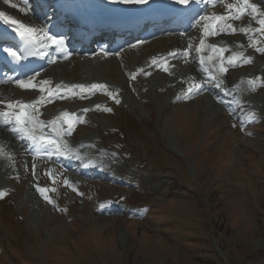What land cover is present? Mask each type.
<instances>
[{
  "label": "rangeland",
  "instance_id": "obj_1",
  "mask_svg": "<svg viewBox=\"0 0 264 264\" xmlns=\"http://www.w3.org/2000/svg\"><path fill=\"white\" fill-rule=\"evenodd\" d=\"M230 45L245 58L241 44ZM123 58L125 68L135 65ZM251 58L232 73L233 80L251 81L242 93L259 104L242 117L236 105L214 106L211 95L176 102L168 77L143 92L129 86L116 62L104 65L99 76L123 85L120 103L106 104L110 114L88 115L75 142L96 137L111 150L113 168L136 188L98 182L80 186L84 197L74 199L62 186L68 173L58 171L51 192L62 207L56 213L31 192L22 148L21 184L8 179L16 168H0V264H13V257L19 264H264V60ZM79 65L77 59L61 68V76L74 70L72 79H84ZM253 83L259 87L250 88ZM93 189L100 199L132 204L141 220L100 217Z\"/></svg>",
  "mask_w": 264,
  "mask_h": 264
},
{
  "label": "snow or ice",
  "instance_id": "obj_2",
  "mask_svg": "<svg viewBox=\"0 0 264 264\" xmlns=\"http://www.w3.org/2000/svg\"><path fill=\"white\" fill-rule=\"evenodd\" d=\"M115 2L118 3H122V4H144L147 3V0H115ZM205 2H207V0H205ZM175 3L180 4V5H189L190 4V0H175ZM227 10H230L231 12H235L237 15H230L228 17L225 16H211L209 17L208 15H204L200 17L201 21H211V23H205L203 28H204V33L205 34H215L216 32H218L219 26L217 22H222L225 19H239L241 15H243L245 12H247L248 10H250V14L253 16V18H255L256 16L261 17L260 19H258L256 22L259 24V28L255 29V31H259L264 33V12H261L258 8V6L256 4L250 3V0H236V3H228L225 5ZM0 19H3L5 22L14 25V31H17L19 35L24 36L25 34H27L29 37H31L33 35V33L35 32V29L29 28L26 25L22 24L19 21H16L14 19H12L11 17L5 15L4 13L0 12ZM199 23V22H197ZM229 27H231V25H229ZM22 29V31H21ZM250 29H240L241 32H246ZM233 31H235V29H233ZM30 42L31 39H30ZM44 48H48L50 46H54L57 48H60L62 50L63 48V41L62 40H58L52 36H47V39L45 41L41 42ZM204 48V40L201 39L200 41V46L197 48V52L202 51ZM213 51H215V46H212ZM4 51L11 57H13L16 60H20L21 56L18 55L15 51L11 50V49H4ZM257 51L264 53V49H260L257 48ZM241 59V57H239L238 55H233L231 57L227 58V62L229 65H235L237 63V61ZM243 62L244 63H250L251 62V58H243ZM153 63H157V61L153 60ZM201 63H203V58H201ZM165 71H167V67L165 66L164 68ZM227 71V68L225 66H223V62L221 64V67L219 68V72L220 73H224ZM135 78V77H133ZM213 79H217L215 76L213 77ZM251 83V81H250ZM18 86L21 89H37L39 90V92L44 93L45 91H48L44 85H49L50 81L48 80H43L39 82V86L33 82V79H28L27 81L25 80H19L17 81ZM216 87H220V81L217 79V83H216ZM57 88H60V85H57ZM73 88H79L81 92H85V91H92V90H96V89H100V90H105L107 91V86L105 84H97V83H93L90 86H85V85H72V86H68V89L71 90ZM202 88V84H193L191 86L188 87L187 89V93L186 95H194L196 94L199 90H201ZM52 93L49 91V97H51ZM107 95L109 96L110 99H113L115 103L119 104L120 101L118 98H116V94L110 91H107ZM7 108L9 109H13L12 112H3L0 113V116H6L9 117L10 119L12 117H14L15 122L18 126H21L22 130L24 132H26L32 140L36 141L39 140L41 141L43 144L45 145H49V146H55V151L57 152H66L67 149V145L64 144H60L57 140L54 139H50V138H45L43 136H37L36 131H35V126H33L31 129L28 127L29 124L32 123L33 119H34V111L33 112H29L28 109L29 108H33L35 110V105H29V104H24V103H20V102H16V103H9L7 104ZM97 108H99V105H97ZM87 111V110H85ZM104 111H111V109L106 108L104 109ZM64 122L67 124V128H68V133L70 134L71 132V128H72V123H71V116L69 115V113L64 112L62 113ZM35 168V166L33 165V169ZM48 174V173H46ZM51 178V177H50ZM54 182V181H53ZM64 185L65 186H71L68 180L64 181ZM37 192L40 193L41 197L43 199H45L46 202H48L49 204H52L53 201L49 198V196L47 195V193L50 191L48 188H44V187H39L37 186L36 188ZM73 191H76L75 188L72 189ZM51 191H55V189H52ZM80 194V193H77ZM5 195V193L3 191H0V198H3V196Z\"/></svg>",
  "mask_w": 264,
  "mask_h": 264
},
{
  "label": "bare ground",
  "instance_id": "obj_3",
  "mask_svg": "<svg viewBox=\"0 0 264 264\" xmlns=\"http://www.w3.org/2000/svg\"><path fill=\"white\" fill-rule=\"evenodd\" d=\"M112 5H114V6H122L123 4L122 3H118V2H113V3H111ZM254 4V3H253ZM261 11V10H260ZM201 39H203L204 40V38H201ZM201 39L199 40V46H200V41H201ZM203 51V50H202ZM205 52V51H204ZM132 54L134 55L135 53L134 52H132ZM202 58V57H201ZM204 58H206L205 57V55H204ZM225 62V64L227 65V63H226V61H224ZM84 64H85V66H86V68H87V71H88V73H87V77H91V72L93 73V74H97V72L101 69V61L99 60L97 63H92L90 60H85L84 61ZM210 66L211 65H207V67L208 68H206L205 70H202V69H200V68H198L197 70H198V72H200L202 75H204V73H207V75H208V73L210 72V70H212V68H210ZM141 68H143L144 69V71H146L147 70V68L146 67H144V66H142ZM92 70V71H91ZM213 70H218V69H216V68H213ZM148 72H151L152 71V69H148L147 70ZM204 78H207L208 76H203ZM92 80V79H91ZM173 81V80H172ZM199 84H202V83H199ZM238 84H240V82L237 80V81H234V83L232 84V88H234V87H236ZM220 85H221V87H224L223 86V83L222 82H220ZM203 89H207V87L205 86V85H203L202 84V88H201V90H203ZM235 92L236 91H229V89H228V93H229V95H231V96H233L234 94H235ZM0 135L3 137L4 136V138L6 137L7 138V140H6V138H5V143L7 144V145H9V143H10V145H12V144H14L15 143V141L18 139V137H19V135H18V133L17 132H15L11 127H9V125H8V123H7V121L6 120H4V119H0ZM40 132H43V133H45V134H49L51 137L52 136H54L53 135V132L51 131V130H44V131H40ZM12 139V143L10 142L11 141V139ZM67 152V154H69L70 155V157L72 158V155H71V151H69V150H67L66 151ZM0 154H1V152H0ZM73 159V158H72ZM90 165L91 164H89V167H90ZM101 166L99 165V168H100Z\"/></svg>",
  "mask_w": 264,
  "mask_h": 264
}]
</instances>
